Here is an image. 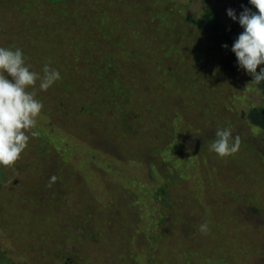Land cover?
<instances>
[{
    "label": "rangeland",
    "instance_id": "1",
    "mask_svg": "<svg viewBox=\"0 0 264 264\" xmlns=\"http://www.w3.org/2000/svg\"><path fill=\"white\" fill-rule=\"evenodd\" d=\"M50 1L56 2L55 0ZM81 1L83 0H71L70 9L73 14L76 12L75 7ZM142 1L139 10L136 12V17L139 21H151L154 17L151 14L157 12L159 5L152 3L151 0ZM176 1L180 5L190 1V8L186 10V17H191L192 21L195 22L207 17V14L203 11L209 4L219 7L217 11L221 10L225 20L228 17L227 9H235L240 5L238 0ZM21 2L23 3L15 10V1L10 3L0 2L2 7L0 11L4 10V13L0 14V18L5 17L4 21L0 23V32L4 33H0V37L7 39L0 46L12 48L10 42L14 43L20 37L11 33L16 28L26 30L29 33H32L30 25L33 26V29L38 28L34 24L35 18L39 19L37 17L38 9L33 8L35 1L24 0ZM59 2L61 1L59 0ZM162 2L164 3V0ZM39 3L40 5L44 3L42 6L44 9L49 7L47 0H42ZM20 8L25 9V12ZM61 8L64 9L63 6ZM70 9L67 7L68 13ZM106 9L110 11L109 13H114V11H118L119 7L110 0ZM48 12L50 11L47 10ZM159 13L169 18L173 16L170 9L163 7L159 10ZM54 14L55 12L51 11L48 15L54 18L56 17ZM22 17L27 18L30 23L17 25L18 19ZM133 22L132 16L125 13L120 18L109 17L107 26H116L125 33L128 40H133L135 35H129L124 30L128 29ZM7 33L11 35L7 36ZM48 33L49 31H45V36ZM190 35L191 42L189 45L184 36L172 42L174 46H184L189 51L188 55L183 56L185 59L180 58L183 49L167 48L163 45V48H167L168 51L161 58H158L154 52L156 57L154 56L152 59L145 58L136 63L139 66L134 69L132 76L137 83V89H143L142 87L145 86L149 91L140 94L139 106L134 107L125 101H123L124 107L120 106L125 108V113L133 118L130 121L132 125L139 124L143 130L142 134L130 130L127 131L126 135H119L122 131L115 127L107 129L106 134L105 130L101 131V136L105 134L107 141L102 138V140L95 143H107L106 149L93 144L90 141L92 138L88 137H81L77 140L71 139L72 141L67 138L60 141L61 147L58 151L62 156L55 159L57 161L56 169H58V174L54 176L55 180L53 181L47 177L36 178L41 181L38 186L44 187L43 191L30 180L31 186L27 188V191L22 190L25 189L22 178L14 182L11 187L10 181H7L5 189H11L20 196V200L13 208V213L22 227L20 234L6 232L10 237L8 240L14 241L12 247L10 244H8V247L3 245L8 258L21 264H43L38 260L40 256L42 260L46 263L49 262V264H67L64 262L63 257L68 251L70 255L65 258V261L71 262L70 264H105L116 256L128 258L127 252L124 250L128 249L134 258L126 264H170L171 262H174V264H189L190 260H193L195 264H264V216H262V220H253L256 215L254 213L256 206H254L252 200L243 199L242 196L244 194H250L251 196V193L249 190L243 194L241 193V189H259V198L256 197V191H252L254 201H264V182H259L251 176L244 177L235 166L222 165L225 163L224 160L211 152L209 147L207 148L208 153H204L205 156L201 157L198 164L196 162L198 160L197 152L190 145L191 143L194 144L195 140L186 143L187 135L197 134L199 125L204 122L214 124L217 129L220 128V121L207 117L210 113L209 107L213 98L211 89L217 95L214 103H217L223 111L221 113L222 122L233 121L232 133L245 132L249 138L253 134H251V128L242 117V111H248L254 105H263L264 97L256 89V85L254 86L253 83L247 81L245 71L237 70L238 72L234 71L236 74L231 73L227 63H223L222 52H219L213 43L204 38V35H200L196 29H193ZM37 36L40 38L39 35ZM22 37L24 40L25 36ZM157 39L161 42L159 36ZM23 44L27 43L23 42ZM143 50H146V53L153 52L149 47ZM172 56H175L182 64L190 61L197 67L200 63L201 66L208 68L202 67L199 71L200 77H205L202 81L201 88L204 89L202 92L205 93V98L210 101L200 102L199 98L193 97L195 91L188 92L186 103L184 105L180 104V110L188 117L189 120L186 121H192L196 124L187 123L181 118L179 126L182 128V133L178 134L177 132L176 136L173 137L174 132L168 134L164 129L167 136L162 137L159 135L160 131L167 125V120L172 119L170 112L173 111L174 107L177 110L174 100L176 95L169 98L167 88L162 85L169 86V82H172L175 77H168V80H165V74L160 73L156 69V65L158 62L167 64L168 58ZM175 91L178 90L175 89ZM167 101L170 102L171 109L161 110L160 108ZM162 104L163 106H161ZM110 107L114 108L112 105ZM146 107L151 108V111L147 113ZM113 114H118V112L113 110ZM50 122L49 116L43 117L42 124L44 126ZM92 123L96 129H103L96 122L93 121ZM171 124L173 129H176L177 125L174 122H171ZM214 133L212 131L211 134L207 135V137H210L209 144L213 141ZM177 134L180 137L182 136L181 139L185 138V146ZM114 137H118L119 144L116 143L112 148L114 143L111 142ZM138 137L142 138L139 147L124 146L125 143L132 146L133 141L138 140ZM136 150L145 151V157L141 155L145 158L144 164L138 159L140 155L135 153ZM116 151H118L120 159H116L112 164V153ZM183 151L187 156H183ZM179 153L181 157L177 158ZM242 154V151H238L231 155L230 163L232 160L238 163L239 160H242ZM154 157H157L160 160L159 162L164 164L165 169H160L158 162L152 164L153 160L157 161V158ZM168 158L171 161L175 160L170 162ZM252 158L254 156H249V162L254 161L256 164L254 171L260 173L264 178V165ZM26 160L27 156L21 162L23 163ZM149 163H151L150 166ZM218 165L220 166L218 167ZM69 169L75 171L78 169L79 173L85 176L82 180L83 183L78 181L80 189H75V172ZM29 177L30 175H26V178ZM166 182L170 185L167 189L168 196L172 195L169 207L160 205L163 193L159 190L164 188H161V186ZM211 183L213 184L211 185ZM208 186H212L209 190L214 193L212 198L209 197L206 191ZM223 187L226 189H222ZM194 188L198 195H196ZM228 189H240L238 192L241 201L236 200V193L230 192ZM220 191L225 195L228 194V197L224 198L227 205L219 206L224 207V212L221 213V209H219L217 213L220 215H218L213 212L214 204L210 199H219ZM190 192L196 195H194L196 199L194 205L190 203L194 199ZM51 193L54 194L53 197L50 195ZM89 196L92 197V201H90ZM242 204L247 208L239 209ZM260 206L263 207V204ZM116 211H119L120 214L110 216V213ZM225 214H228V217ZM147 215L150 216L147 217ZM161 215H166L163 218L169 225L174 224L175 221H184L185 224H188L189 234L193 228L192 223L196 229L193 231V235L190 236L191 241L186 242L184 240L185 236L182 237L183 241L181 243L172 239L170 245L175 246V248H169L168 252H166L167 250L155 248L150 255L145 248L148 241H145L144 238L152 232L153 223H159L160 220H163ZM137 218V224H134ZM204 222L209 225L207 233L199 231V225ZM222 222L224 224L228 223L230 226L222 225ZM101 223H104L103 226L107 229L99 236L98 241L92 238L80 237L81 232L86 233V229L83 230L85 225H90V229L94 225V228L99 230L98 226ZM125 234L128 237L129 235L133 237L137 235V238L134 241H126L124 239ZM161 239L158 238V241L161 242ZM84 254L89 257L87 262L83 260ZM50 255L53 257L52 259L48 257ZM205 259L210 263L206 262Z\"/></svg>",
    "mask_w": 264,
    "mask_h": 264
},
{
    "label": "trees",
    "instance_id": "2",
    "mask_svg": "<svg viewBox=\"0 0 264 264\" xmlns=\"http://www.w3.org/2000/svg\"><path fill=\"white\" fill-rule=\"evenodd\" d=\"M13 1H15V10L16 7L23 3L21 1L24 0H18V2H16V0H0L2 3H10ZM32 1H35L33 8L38 9L37 17L40 20L35 18L34 23L38 28L33 29V26L30 25L32 33L16 28L11 33L19 35L21 38L18 37L14 43L10 42L12 43L11 47L13 50L15 48L22 49L25 54V58L27 57L26 63L31 66L32 71L40 72L42 74L43 66L47 63L50 67L57 69L62 78L47 91H40L37 83L35 86V95L36 98L44 105L42 112L37 117L36 127L33 129L37 132V135L35 137H30L26 150L22 153L21 158L14 166L8 168L0 166V264L17 263L7 257V252L4 250L3 245L8 247V244H10L12 247L14 243V241L12 242L11 240H8L10 237L6 232L20 234L22 229L20 222L13 213V208L20 200V196L11 189H5L7 181H10L11 187L14 182L22 178L25 188L22 190L27 191V188L31 186L29 183L30 180L35 183L37 188H40L43 191L44 187L38 186V183H41V181H38L36 178H52L58 174V169H56L57 161H55V159L62 156L58 151L61 147L59 144L60 141H64L67 138L72 141L73 139L77 140L81 137H88L92 138V140H88L92 141L93 144L102 146L106 149L107 143L95 142L102 140V138L107 141L105 134L106 130L109 128L115 127L120 129L122 132L119 135H126L127 131L130 130L133 132L137 131L139 134H142L143 130L139 124L135 123V125H132L130 121L133 118L125 113V108H123V101L132 104L134 107L139 106L140 94L149 91V89L145 86L142 87L143 89H137V83L132 76L134 69L139 66L136 65L137 62L145 58H154V52L157 54L158 58H161L163 54L168 51L167 48L183 49V54H181L180 58L182 57L185 59L183 56L188 55L189 51L185 49L184 46H174L172 42L173 40L181 39L184 36L189 45L191 42L190 32L193 29H196L200 35H204V38H207L211 43H213L219 52H222L224 58L223 63H227V67L232 74L235 73L234 71L236 68L238 70H242L237 66V60L234 53L231 51V46L243 29L237 22L232 21L230 18L227 17L225 20L221 10L217 11L219 7H214L211 4L207 5L203 11V13L207 14V17L205 19H199L195 22L192 21L191 17H186V10H189L190 8V1L186 4L180 5L176 0H164V3L162 2L163 0H151L152 3L159 5V8L155 14H151L154 15L153 19L145 22L139 21L138 17H136V12L139 10L140 4L143 2L142 0H111L119 7L118 11H114V13H109L110 11L106 9L107 3L110 0H83L75 7V14H73L70 9L71 0H60L63 3L59 2V0H55V3L47 0L49 3V7L47 9L42 8L44 3L43 5H40L39 2L42 0ZM238 1L240 5L234 9L237 16H239V13L243 10L242 6L248 7L253 11H258L251 4H249V0ZM204 3L205 2L203 1V4ZM26 4L28 5V3ZM61 6H63L64 9L61 8ZM208 6H210V8H208ZM67 7L70 9L69 13L67 12ZM162 7L170 9L173 16L169 18L159 13V10L162 9ZM0 8L2 7L0 6ZM22 10L25 12V9ZM47 10L55 12L54 15L56 17L53 18L49 16L48 14L50 12L47 13ZM3 13L4 10L2 9L0 14ZM125 13L130 14L134 19V22L129 25L128 29H124L129 35H135L133 40H128L125 33L116 26H107V19H109V17L120 18ZM4 19L5 17L2 19L0 18V23L4 21ZM17 22V25L30 23L27 18L23 17L19 18ZM10 23H12V21H10ZM45 31H49V33L45 37L41 36L45 34ZM0 33L4 34L3 32ZM8 35L11 34L7 33V36ZM23 35L25 36L24 40L22 39ZM37 35H39L40 38ZM158 36L161 38V42L157 39ZM37 40H39V42H37ZM6 41V38L0 37V44H3ZM23 42L27 44H23ZM225 44L228 45L227 49L223 47ZM163 45L167 48H163ZM148 47L152 49L153 52L146 53V50H143ZM202 67L203 66H201L200 63L199 67H197L190 61L182 64L177 58H175V56L169 57L167 64L161 62L157 63L156 69L160 73L165 74V80H168V77H175L172 82H169V86L165 84L162 86L167 88L169 98L176 95L174 100L175 105L177 106V110L174 107L173 111L170 112L172 119L168 118L169 120H167V125L160 131L159 135L162 137L167 136V133H164V129L168 132V134L174 132L173 137L176 136L177 132L178 134L182 133V128L179 126L180 119L182 118L183 121L189 119L180 110V104L184 105L186 103V96L188 92L195 91L193 97L199 98L200 102L210 101L205 98V93L202 92L204 89L201 88L203 83L202 81L205 79V77H200L199 70ZM261 67H264V65ZM203 68L208 69L207 67ZM259 70L260 68L258 67L257 71L259 72ZM245 78H248L247 81L252 83V77L247 73ZM253 84L254 86L256 85V89L264 97V82L260 84ZM175 89L178 91H175ZM211 93L213 98L211 99L212 104L210 103L211 105L209 107L210 113L207 117H212L213 120L220 121V128L230 127L232 129L234 122H222L221 113L223 111L218 107L217 103H214L217 95H215L213 89H211ZM179 96L181 97V100L179 99ZM111 105L114 106V108H111ZM161 106H163V104ZM168 108L171 109L169 101L164 103V106L160 109L166 110ZM113 110L118 112V114H113ZM145 110L148 113L151 111V108L146 107ZM138 111L141 112L140 110ZM46 116H49L51 122L44 126L42 124V119ZM242 117L251 128V134H253L250 138L246 136L247 133L245 132L233 134V136L238 135L241 138V146L238 151L243 152L241 156L242 160H239L238 163L235 162V160H232L230 163L231 156L219 158L223 159L225 162L222 165L226 164L229 167L235 166L244 177L251 176L259 182H264V178L260 175V173L254 171L256 168L255 162H249V156H254L252 159L257 160L264 165V104L261 106L254 105L248 111L243 110ZM93 121L96 122L98 126H102L103 129L101 130L93 127ZM171 122H174L177 125L176 129H173ZM186 122L196 124L192 121ZM104 130L105 134L101 136L100 132ZM216 130L217 128L214 124L204 122L199 125V131L197 134L187 135L186 143H190L192 140H195V143H191L190 145L193 150L197 152L198 160L196 162L198 164L201 157L205 156L204 153H208L207 148L209 147L208 145H210V137H207V135L211 134L212 131L216 132ZM181 137L179 136L182 144L184 145L185 138L181 139ZM212 138L213 140L215 139V133ZM117 139L118 137H114L112 139L111 143H114L112 148H114L116 143L119 144ZM141 142L142 138L138 137V140L135 139L133 141L132 146L128 143H125L124 146L139 147ZM186 146L188 147V145ZM188 148L191 147L189 146ZM135 153L140 155V157L138 156V159L144 164L145 158L141 157V155H144L145 157V151L136 150ZM25 156H27V160L22 163L21 161H23ZM183 156H187L184 151ZM178 157H181L180 153L177 155V158ZM116 159H120L118 157V151L112 153L111 163L114 164ZM159 161L160 160L157 158V161L153 160L152 164L158 162L159 168L165 169L164 164ZM169 161L172 162L170 159ZM150 164L151 163H149V166ZM219 166L220 165H218V167ZM69 170L75 172V189H80L81 187L80 184H78V181L83 183L82 180H84L85 176L79 173L78 169L76 171L74 169ZM26 175H30V177L26 178ZM212 184L213 183H211V185ZM169 186V183L166 182L163 186H161V188H164L159 190V192L163 193L160 205L164 207H169L172 199V195L168 196L167 193ZM50 187L48 188L51 189ZM211 187L212 186H208L206 189L210 198L214 196V193L209 191ZM222 189L226 188L223 187ZM228 190L236 193V200L241 201L239 198L240 194L238 192L240 189ZM247 190L250 191L251 196L250 194H244L242 196L243 199L252 200L254 202V206H256L254 209V213H256V215L253 220H262V216H264V201H254L252 195V191L255 190L257 194L256 197L259 198L260 190L241 189V193L243 194ZM194 191L196 192L195 188ZM219 193L221 194L219 199H210V201L214 204L213 212L215 213H217L219 209H221V213L224 212V207L219 206L227 205L224 202V198H227L228 194L225 195L222 191ZM190 194L191 196L193 195V197L195 195L192 192H190ZM50 195H52V197L54 196L53 193ZM196 195H198L197 192ZM89 199L92 201V197L89 196ZM195 200L196 199L194 197L190 203L194 205ZM261 204H263V207L260 206ZM244 208H247V206L242 204V207L239 209ZM117 214H120L119 211L110 213V216H116ZM225 215L228 217V214ZM149 216L150 215H147V217ZM163 216L166 215H161L163 220H160L159 223H153L151 227L152 232L148 233L144 238L146 239L145 241H148V245L145 248L147 253L150 255L155 248L168 249V244L172 239L181 243L183 241L182 237L185 236L184 240L186 242L191 241L190 236L193 235V231L196 229L192 223L193 228L189 234L188 224H185L184 221H175L174 224L169 225L164 221ZM137 221L138 218L135 220L134 224H137ZM103 224L104 223L99 224V230L95 229L94 225L91 229L90 225H85L83 230L86 229V233L81 232L80 237L92 238L98 241L100 239L99 236L107 229L103 226ZM222 225L230 226V224H224V222H222ZM125 235L124 239L126 241H134L136 240L135 238H137V235L134 237L131 235L128 237L127 234ZM158 238H162L161 242L158 241ZM124 250L127 252L128 258L116 256L105 264H126L134 258L128 249ZM68 253L69 252L67 251L63 259L65 263L70 264L71 262L65 261V258L70 255ZM48 257L50 259L53 258L51 255ZM38 260L43 262V264H49V262L46 263L42 260L40 256ZM83 260L87 262L89 257L84 254ZM57 262L58 261L55 263ZM206 262L210 263L208 260H206ZM189 264H195V262L190 260Z\"/></svg>",
    "mask_w": 264,
    "mask_h": 264
},
{
    "label": "clouds",
    "instance_id": "3",
    "mask_svg": "<svg viewBox=\"0 0 264 264\" xmlns=\"http://www.w3.org/2000/svg\"><path fill=\"white\" fill-rule=\"evenodd\" d=\"M249 4L258 11L242 6L237 16L234 9H227V16L243 29L231 51L238 68L252 77V83L260 84L264 82V67H261L264 65V0H249ZM223 47L227 49L228 45ZM61 78L60 72L47 63L42 74L32 71L22 49L0 46V166H14L26 150L30 137L37 135L33 129L44 107L35 95L37 83L40 91H47ZM240 146V136H233L232 129L225 127L216 130L209 150L224 158L237 153ZM51 179L54 181L55 177ZM199 231L207 233L208 223H201Z\"/></svg>",
    "mask_w": 264,
    "mask_h": 264
},
{
    "label": "flooded vegetation",
    "instance_id": "4",
    "mask_svg": "<svg viewBox=\"0 0 264 264\" xmlns=\"http://www.w3.org/2000/svg\"><path fill=\"white\" fill-rule=\"evenodd\" d=\"M237 70H238V69L236 68V70H235L236 72H238V71H243V70H238V71H237ZM171 241H172V240H171ZM168 247H169V248H171V247H172V248H175V246H173V245L171 246V245H170V242H169V244H168ZM169 248H168V249H169ZM159 249H163V248H159ZM168 249H163V250H164V251L167 250L166 252H168ZM170 257H172V256H170ZM183 257H184V256H183ZM170 264H174V262H171Z\"/></svg>",
    "mask_w": 264,
    "mask_h": 264
},
{
    "label": "crops",
    "instance_id": "5",
    "mask_svg": "<svg viewBox=\"0 0 264 264\" xmlns=\"http://www.w3.org/2000/svg\"><path fill=\"white\" fill-rule=\"evenodd\" d=\"M41 36L45 37V34L44 35H41Z\"/></svg>",
    "mask_w": 264,
    "mask_h": 264
}]
</instances>
